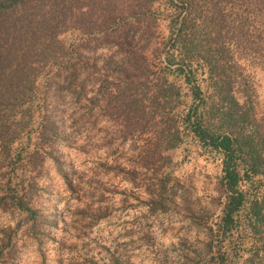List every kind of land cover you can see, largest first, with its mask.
Masks as SVG:
<instances>
[{
	"label": "rangeland",
	"instance_id": "1",
	"mask_svg": "<svg viewBox=\"0 0 264 264\" xmlns=\"http://www.w3.org/2000/svg\"><path fill=\"white\" fill-rule=\"evenodd\" d=\"M162 1L149 46L167 34ZM232 3L226 11L234 17L240 6ZM60 39L73 49L76 72L46 68L28 104L32 121L9 149L0 145V264H264V175L241 181L244 203L221 234L220 156L185 138L163 153L169 161L142 166L153 134L124 131L102 96L112 51L72 29ZM237 61L263 117L264 65L252 56Z\"/></svg>",
	"mask_w": 264,
	"mask_h": 264
},
{
	"label": "trees",
	"instance_id": "2",
	"mask_svg": "<svg viewBox=\"0 0 264 264\" xmlns=\"http://www.w3.org/2000/svg\"><path fill=\"white\" fill-rule=\"evenodd\" d=\"M157 1L0 0V145L9 149L32 121L28 104L46 68L54 76L76 72L73 49L60 39L75 30L112 51L102 96L108 94L124 131L153 134L142 166L157 157L169 161L163 153L185 138L220 156L224 234L244 203L241 181L264 175V116H257L254 90L237 61L252 56L264 65V0H238L234 17L226 11L232 0H163L167 34L149 46L158 34ZM48 119L43 115L41 133ZM252 209L260 215V205Z\"/></svg>",
	"mask_w": 264,
	"mask_h": 264
}]
</instances>
